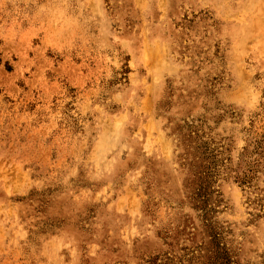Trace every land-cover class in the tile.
Here are the masks:
<instances>
[{"label":"rangeland","instance_id":"rangeland-1","mask_svg":"<svg viewBox=\"0 0 264 264\" xmlns=\"http://www.w3.org/2000/svg\"><path fill=\"white\" fill-rule=\"evenodd\" d=\"M0 264H264V0H0Z\"/></svg>","mask_w":264,"mask_h":264},{"label":"trees","instance_id":"trees-1","mask_svg":"<svg viewBox=\"0 0 264 264\" xmlns=\"http://www.w3.org/2000/svg\"><path fill=\"white\" fill-rule=\"evenodd\" d=\"M190 129H195V127H189ZM188 129V131H190ZM192 132V131H191ZM197 138V136H195ZM196 155H198L197 159H200L197 166L199 171L196 172L197 184H198V193L204 194L209 186V181L213 177V173L215 172V155L213 151L210 150V147L206 145V143L199 142L198 147L195 149ZM240 182H245L241 180Z\"/></svg>","mask_w":264,"mask_h":264}]
</instances>
